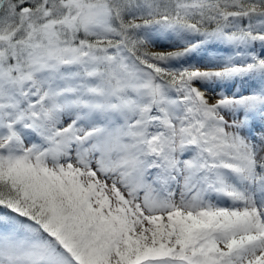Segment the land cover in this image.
I'll return each instance as SVG.
<instances>
[{
	"label": "snow or ice",
	"instance_id": "1",
	"mask_svg": "<svg viewBox=\"0 0 264 264\" xmlns=\"http://www.w3.org/2000/svg\"><path fill=\"white\" fill-rule=\"evenodd\" d=\"M0 264H264V0H0Z\"/></svg>",
	"mask_w": 264,
	"mask_h": 264
}]
</instances>
